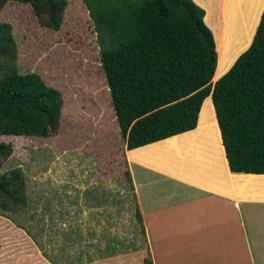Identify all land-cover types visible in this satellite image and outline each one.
<instances>
[{
  "label": "trees",
  "instance_id": "16d2710c",
  "mask_svg": "<svg viewBox=\"0 0 264 264\" xmlns=\"http://www.w3.org/2000/svg\"><path fill=\"white\" fill-rule=\"evenodd\" d=\"M13 1L29 4L42 26L60 30L67 0H0V11ZM82 2L125 150L195 129L211 97L230 171L264 175V0L251 44L215 83L216 40L193 0ZM16 60L12 28L0 22V136L56 134L61 92L37 73H20ZM11 155L0 141V209L22 211L28 204L22 171L1 172ZM124 177L133 190L128 170ZM136 219L144 236L138 210ZM143 264H153L149 252Z\"/></svg>",
  "mask_w": 264,
  "mask_h": 264
},
{
  "label": "rangeland",
  "instance_id": "374dc122",
  "mask_svg": "<svg viewBox=\"0 0 264 264\" xmlns=\"http://www.w3.org/2000/svg\"><path fill=\"white\" fill-rule=\"evenodd\" d=\"M262 7V0H227L225 35L217 51L219 66L215 79L223 76L251 44ZM0 22L12 28L18 71L37 73L61 92L64 101L56 134L0 136V141L12 148L1 172L19 168L26 180L28 198L22 211L0 209V264H12L7 259L11 251L34 247L48 250L49 234L59 225L54 222L57 210L63 212L66 202L76 201L74 196H80L82 187L93 192L96 190L92 187L98 186L102 195L90 193L91 197L110 206L118 202L114 190L121 192L120 205L130 203L133 194L124 177V145L101 68L96 33L82 0H67L59 31L42 26L29 4L15 1L4 5ZM208 107L209 101L201 128L178 141H168L167 148L185 149L188 145L191 156H198L203 139L211 136L206 125ZM186 151L180 153L181 157L190 155ZM104 195L106 199H102ZM93 201L90 203L94 204ZM127 216L122 214L125 220ZM132 235L134 245L144 247L137 219ZM250 243L254 262L260 264L264 242Z\"/></svg>",
  "mask_w": 264,
  "mask_h": 264
},
{
  "label": "crops",
  "instance_id": "0c3cea01",
  "mask_svg": "<svg viewBox=\"0 0 264 264\" xmlns=\"http://www.w3.org/2000/svg\"><path fill=\"white\" fill-rule=\"evenodd\" d=\"M193 1L205 11V23L219 51L227 0ZM206 101L210 103L206 125L211 136L203 139L198 156H191L188 145L167 148L168 141L199 129ZM184 150L190 155L183 158ZM123 160L133 184L130 203H118L121 192L117 189L118 202L110 206L91 197L90 193H100L98 186L92 187L93 192L82 187L80 196H74L76 201L66 202L63 212L57 210L54 222L59 225L49 234L48 250L18 249L8 254V261L143 264L149 252L153 264H255L250 241L264 242V175L230 171L211 97L204 100L195 129L124 149ZM137 210L144 226V247L132 240ZM125 213L127 220L122 217ZM260 253V264H264V251Z\"/></svg>",
  "mask_w": 264,
  "mask_h": 264
},
{
  "label": "water",
  "instance_id": "95a60500",
  "mask_svg": "<svg viewBox=\"0 0 264 264\" xmlns=\"http://www.w3.org/2000/svg\"><path fill=\"white\" fill-rule=\"evenodd\" d=\"M230 68H231V67H230ZM218 79H219V78H218ZM218 79H215L214 81L212 80V81H213V83H215V82H216Z\"/></svg>",
  "mask_w": 264,
  "mask_h": 264
}]
</instances>
